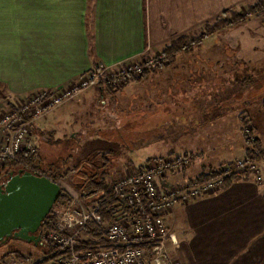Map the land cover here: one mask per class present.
I'll return each instance as SVG.
<instances>
[{"label": "crops", "instance_id": "1", "mask_svg": "<svg viewBox=\"0 0 264 264\" xmlns=\"http://www.w3.org/2000/svg\"><path fill=\"white\" fill-rule=\"evenodd\" d=\"M253 2L0 0V98L8 95L17 100L66 88L99 64L151 57L173 40L212 24L224 12L242 13ZM263 25L264 18H251L224 39L228 41L235 31L237 36L244 31L258 36ZM159 75L141 83L149 92L140 93L148 94L144 100L156 93L146 85L165 77L162 71ZM95 88L83 92L70 108L90 92L98 95ZM125 89L116 93L120 98L116 104L136 101L134 93L126 95ZM7 107L14 110L13 104ZM233 160L223 158L221 163ZM194 166H202L200 157ZM227 180L222 190L177 205L165 216V226L176 241L168 244L172 264H264V188L248 175ZM170 181L184 179L176 175Z\"/></svg>", "mask_w": 264, "mask_h": 264}, {"label": "rangeland", "instance_id": "2", "mask_svg": "<svg viewBox=\"0 0 264 264\" xmlns=\"http://www.w3.org/2000/svg\"><path fill=\"white\" fill-rule=\"evenodd\" d=\"M243 25L245 24L241 26ZM202 29L190 33L188 36H182L186 37L189 46H193L191 51L180 54L171 63V66L163 67V70L162 66L166 62L161 65L160 70H162V74H165V77L158 80L152 79L146 87L150 89L151 86L155 89L153 92L160 91L162 95L153 93L151 100L147 97L148 100H144L145 107L143 109H140L138 103L127 100H121L119 107L116 103H111V94L104 92L101 100L99 98L101 96L98 97L97 94L90 92L85 97L86 101L84 99L70 108L71 102L79 98L82 93L37 121L31 131V142L34 147H39L43 161L42 166L47 168L46 165L60 161V157L65 159L68 155L72 156L66 160V164L70 168L87 164L91 160V165L98 168L97 171H106L114 165H124L119 170L121 172L124 168L138 167L147 163V160H158L172 152L183 154L179 143H173V139L179 136L172 135L180 128L185 129V132L179 134L183 136L179 138V141L190 142L191 145L188 144L187 148L201 145L199 148L205 149L206 147L208 149L210 146L223 151V154L217 153L215 157L208 159L207 155L206 157L201 156L197 150L202 165L208 162L220 165L223 158L231 156H233L232 159L239 160L243 157L242 151L247 147L241 141L243 136L241 131L242 129L246 131V128L251 126L241 123L245 114L239 115L240 110L251 116L254 123L259 120V127H255L258 131L252 134V138H259L260 146L264 152V118L260 117V114L264 112L261 106V101L264 98V25L258 29V36H253V32L250 31L248 36L246 31L237 36V31H235L236 35L229 36L228 41L224 39V36L234 30V27L225 28L200 41V37L203 35ZM157 54L154 53L151 58ZM144 58L146 57L141 60ZM188 61L191 63L201 62L197 65V74H194V77L202 74V84L196 81L191 85L185 83L193 75ZM183 84L185 88L184 91H181L179 87H182ZM252 85H254L253 91H249V94L254 95L253 92L257 89L254 98H258V100L256 102L249 100L246 106H244L243 100H238L239 105H235L232 112H229V115L226 114L228 116L219 120V124L210 130L209 127L214 124L213 119L217 116L216 112L210 115L212 108H217L214 110L224 114L225 110L230 109L227 101L234 94L240 93L243 88ZM133 86L137 87L132 88ZM90 90L92 89L87 91ZM144 90L142 84L138 86L131 82L128 83L124 92L126 95L134 93L135 96L139 95L142 98L140 93ZM113 99L119 100L120 98ZM15 100L16 98L12 99L8 95L0 98V116L10 112L7 106L13 104ZM111 104H114L113 109H111ZM88 110L92 112L93 116L101 117L99 127L95 126V129H91V131L89 128L83 129L81 126L88 123L89 119L85 118L86 114H81L88 113ZM141 110L145 113L142 114ZM68 112H71V115L67 116ZM256 116H258L257 119ZM73 118L77 122L73 123ZM210 121L213 124L209 126ZM102 125L104 126L102 127ZM79 130L81 131L77 138H73L75 141L70 148L64 147L63 144L51 148L54 144L48 141L50 135H47L46 132L54 135L52 140L58 138L66 140L68 137H74V134H77ZM191 130L192 132H190ZM40 132L43 136L36 138L35 135ZM189 132L192 135L188 136ZM94 134H100V136ZM37 142L40 143L37 144ZM47 142L50 147L44 146ZM262 160L264 157L260 159V162ZM85 167V165L80 166L81 170ZM77 171L75 170L73 173L77 175ZM78 176L80 179L81 175ZM107 180L111 181L110 176ZM60 182L61 185H64L65 180ZM76 186L74 188L76 190L71 192L79 196L77 191L79 185ZM168 186L167 184L162 185L163 188ZM10 252L18 253L20 258L4 257ZM39 255L41 252L37 251L34 246L20 241L12 240L0 246V264H4L3 262L20 264V260L27 258L31 262L36 260Z\"/></svg>", "mask_w": 264, "mask_h": 264}, {"label": "built area", "instance_id": "3", "mask_svg": "<svg viewBox=\"0 0 264 264\" xmlns=\"http://www.w3.org/2000/svg\"><path fill=\"white\" fill-rule=\"evenodd\" d=\"M164 62L158 53L143 60H127L110 66L99 64L66 88L17 99L13 102L14 110L0 116V167L14 161L21 152L34 153L31 129L47 114L99 84L117 89ZM189 164L186 156L173 154L137 168L124 169L110 183V188L114 195L123 197L128 212H119L109 223H102L99 204L91 196H76L66 183L62 184L68 204L55 209L52 228L40 232L39 245L45 246L48 253L31 262L28 258L20 260V264H172L168 244L176 241L167 230L164 218L176 205L214 194L222 190L225 179L241 175L252 177L264 188V160L243 158L225 164L218 177L202 184L171 183L170 179L180 175ZM164 184L169 186L163 188ZM95 228L100 229L105 243L101 245L93 240L89 248L81 249L90 235L95 234Z\"/></svg>", "mask_w": 264, "mask_h": 264}, {"label": "trees", "instance_id": "4", "mask_svg": "<svg viewBox=\"0 0 264 264\" xmlns=\"http://www.w3.org/2000/svg\"><path fill=\"white\" fill-rule=\"evenodd\" d=\"M262 17H264V0H254V2L252 4L245 6L243 8V13L226 11L223 14H221V16L219 18H217L212 24H206L202 29L203 35H201L200 41L206 37H209L211 35H214V34L220 32L221 30H223L225 28L241 26L242 24H245L246 22H248L251 18H262ZM191 42H193V41H191ZM191 47H193V46H189V44H187L186 37H180V38L173 40L168 46H166L160 52V54L163 57L164 61L166 62L165 63L166 66H171V63L175 60V58H177L178 56H180V54H182L184 52L191 51V49H192ZM194 57L196 58V56H194ZM200 63L201 62L191 63L190 61H188L189 68H191L193 75L190 76L185 81V83L187 85H191L195 81L201 83L202 74L200 76L194 77V74H197V65ZM165 64L164 65L163 64L157 65L152 70L145 71L142 74V76H140V77L131 78L129 81L122 83L117 89L109 88L106 85L99 84L97 86V88H95V89H97L98 97L101 96L99 98L102 100L103 94L105 92L106 94H111V103H116L117 101L114 100L113 98H115L116 93H120L128 85V83L133 82L134 84L140 86L141 83H143L145 80H148L150 77H153V76L156 77L157 75L160 76L159 73L162 71V70H160L161 69L160 67H161V65H163L162 68L166 67ZM253 86L254 85L247 87V88H243L240 93L234 94L232 96V98L227 101V104H229L230 109L225 110L223 112L224 114L218 113L217 111L214 110L217 108H212V111H210L211 112L210 115H212V113L216 112L217 116L213 119L214 124L211 123V121L209 122V126L211 124H213L209 127V129L212 130L211 128L213 126H216L217 124H219L218 123L219 120L225 119V117H227L229 115L228 113L232 112V110L237 105H239L238 100H243L244 106L248 105L247 103L249 102V100L256 102L258 100V98L255 99L254 96L257 94L258 90L255 88L256 90L253 92L254 95L249 94V91H253ZM134 87H137V86H133L132 88H134ZM184 88H185L184 84L182 85V87H179V89H181V91H184ZM146 92H148V91L145 88V90L142 93H146ZM159 94L162 95V93L160 91H156V95H159ZM146 96H148V94H145V96H142V98L139 97V95L135 96L136 101H134V102L138 103V105L140 106V109H143L145 107V104L142 101L144 100V98ZM149 97L151 98L152 96L150 95ZM116 105H118L120 107L119 104H116ZM261 106H262V109L264 111V98L261 101ZM113 108H114V104H111V109H113ZM238 109H240V108H238ZM141 111H142V114L145 113V111H143V110H141ZM87 112L88 113H81V114H86L85 118L89 119L87 121L88 123L86 125L82 124L81 126L83 129L89 128L90 129L89 131H91V129H95V126H97L96 128L99 127L98 124L100 123L101 117L100 116H98V117L93 116V114L90 110H88ZM226 114H228V115H226ZM242 114H245V118L242 119L241 123L245 126H247V125H251V126L246 128V130L248 132H246L243 129L241 131V134H243L241 141L245 144V146H247L242 151L243 157L241 159L247 158V159H251V160H255V161L260 160L261 158L264 157V152L260 146L259 138H254V137L252 138V134L258 131L255 129V127H257V126L259 127V120H256L254 123L251 116H249L243 110H240L239 115H242ZM108 116H110V115H108ZM260 117L264 118V112H262L260 114ZM257 118H258V116H256V119ZM72 122L75 123V122H77V120H75V118H73ZM80 123H82V122H80ZM103 126L104 125H102V127ZM32 129H33V127H32ZM32 129H31V131H32ZM184 130L185 129L180 128L177 130V132L175 131L172 134L173 136L174 135L179 136V137L173 139V143L174 144L176 142L179 143L180 149L183 151V154H181V155L186 156L190 161L189 167L184 168L179 176L182 177L184 179V181L188 182L189 184H202L206 181H209V180H212V179H215L216 177H218L221 173L222 164H220V165L217 163L212 164V163L207 161L208 163H205L204 165L200 166V168H197L194 166V162H196V158L198 157L197 150L201 156L204 155L206 157V155H207L208 159L215 157L217 155V153L223 154V151H219L218 149H215L214 147H210V146L208 149L206 147H205V149L199 148V146H201V145H197V146H193V147L191 146L192 148H187V146L190 142L184 143V142L179 141V138L183 137V136H180L179 134H182L183 132H185ZM80 131L81 130H79L77 132V134H74V137H72V138L68 137V138H66V140H65V138H64V140H62L61 138H58L56 140H54V139L52 140V136L54 138V135L50 132H46V134L50 135V139H48V141L50 143L54 144L51 148H56V146H58V144L59 145L63 144L64 147L70 148L71 144H73L75 141L73 138H77V135L79 134ZM190 132H192V130ZM190 132L187 134L188 136L192 135V133H190ZM35 133H36V129H35ZM94 135L100 136V134H94ZM35 136H36V138H40L43 136V134H41V132H40L38 135H35ZM109 138H111V137H109ZM39 143L37 142V144H39ZM189 145H191V144H189ZM44 146L50 147L48 142ZM34 148H35L34 153L21 152L16 157V159L14 161L7 162L3 166L0 167V184L4 183L8 179L9 173H11V172L13 174H16L19 170L29 171V172H33L36 174L44 175V176L48 177L49 179H51L53 182L57 183L59 186H61L60 181L65 180L66 185L68 184L67 186L72 188L73 191L76 190L74 188L78 184L79 187H78L77 191L79 193V197L84 198L85 196H91L99 204L100 215L102 217V223H109L110 221H112L114 219V215L118 214L119 212H123V213L128 212V208L126 207V204L124 202L123 197L114 195L113 191L110 188V183L112 184V182L115 179H117L120 175H122L123 170L127 169V168H124L121 172L119 171V170H121L120 169L121 167H124V165H121V166H119V165L115 166L114 165V167H111V169H108L106 171H97L98 168L91 165V160H90L87 164H81V165L86 166L85 169L81 170V168H80L81 165L78 167H74V168H70L67 166L66 160L72 157V156L67 155L65 159H62L60 157V159H61L60 161H57L55 163H50L49 165H46L47 168H44L42 166L43 161H42V156L40 154L39 147L35 146ZM173 154H180V153L172 152V153L168 154L167 156H171ZM232 157L233 156L226 157V158L231 159ZM158 160H160V159H158ZM234 161H237L236 158H234V160L232 162H230V163L228 162L226 164H232V163H234ZM147 162H150V161L147 160ZM212 165H214V166H212ZM130 168H137V167H129V169ZM75 170H78L77 175H75L73 173V171H75ZM116 170H118V171H116ZM71 173H72V175H71ZM78 175H81L80 179H79ZM109 176L111 178L110 182H108V180H107V178H109ZM227 181L228 180L225 179L224 184ZM68 201H69L68 195L66 194V192H64L62 190L60 193V196L58 197L56 203L54 204L51 212L42 222L39 233L40 232L43 233L44 231L52 228V225L54 222V220H53L54 210L66 206L68 204ZM94 231H95V234L90 235L89 240L86 241L81 246V249L89 248L90 245L92 244L93 240H96V242L100 243L101 245L105 243L104 238L102 237V232L100 231V229L95 228ZM9 241H12V240H9ZM34 247L37 249V251L41 252V255L48 253V249H45L46 248L45 246L43 247L42 245L38 244L37 246H34ZM41 255H39L38 257H40ZM4 257H9L12 259H19L20 258L19 254L14 253V252H10V253L6 254Z\"/></svg>", "mask_w": 264, "mask_h": 264}, {"label": "water", "instance_id": "5", "mask_svg": "<svg viewBox=\"0 0 264 264\" xmlns=\"http://www.w3.org/2000/svg\"><path fill=\"white\" fill-rule=\"evenodd\" d=\"M44 175L19 170L0 184V246L15 240L37 246L40 227L61 193Z\"/></svg>", "mask_w": 264, "mask_h": 264}]
</instances>
